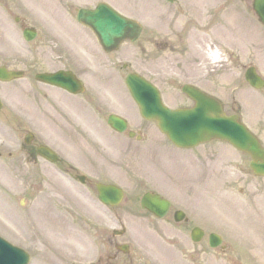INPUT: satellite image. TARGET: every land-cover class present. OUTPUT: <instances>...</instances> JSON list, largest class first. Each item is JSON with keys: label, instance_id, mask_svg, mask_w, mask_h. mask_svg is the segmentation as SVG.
<instances>
[{"label": "rangeland", "instance_id": "obj_1", "mask_svg": "<svg viewBox=\"0 0 264 264\" xmlns=\"http://www.w3.org/2000/svg\"><path fill=\"white\" fill-rule=\"evenodd\" d=\"M102 1L141 21L148 34L156 24L161 30L168 27L169 32L180 33L187 44L188 57L192 60L198 56L202 72L208 73L205 88L211 89V76L217 75L221 81L219 93L228 112L234 109L239 113L264 144V89H251L245 80L250 67H256L264 77V26L253 11L252 0H0V65L30 71L28 78L34 82V74L54 68L55 56L63 54L75 59L78 65L74 68L96 88L102 101H109V113L127 117L132 129L143 137L137 142L112 131L100 132L84 115L85 110L77 109L72 121L93 132L87 136L92 146L77 135L79 140L69 147L79 166L90 169L93 185L72 186L62 182L52 166L28 165L20 150L21 139L29 132L59 136L60 117L45 115L38 94L28 96V79L0 83L6 104L0 113V235L27 250L32 257L30 264L87 260L88 226L100 215L89 194L96 190L95 184L112 180L127 185L131 191L135 177L152 186L164 179L158 167L170 165L180 176L175 178L181 179L184 173V179L176 181L182 191H187L186 185L192 182L198 187L193 194H179L176 199H187L192 205L186 206H192V210L202 209L207 234L216 233L227 240V252L217 254L207 248L210 264H264V179L253 174L248 156L227 143L214 141L193 150L177 149L154 124L142 120L126 90L125 79L133 72L153 79L152 62L143 58L136 43H126L117 53L105 55L94 34L76 21L79 9L93 8ZM25 27L38 30L34 42L24 40ZM213 48L219 53L216 64L206 53ZM189 58L185 64L195 67ZM118 61L127 65L125 71L110 65ZM97 73L105 82L95 77ZM157 84L171 107L186 104L176 85ZM14 113L20 117L13 118ZM127 161L138 162V173L105 176V167L109 170V165ZM114 171L111 168V174ZM31 186L38 188L31 190ZM231 255L233 262L226 263Z\"/></svg>", "mask_w": 264, "mask_h": 264}, {"label": "flooded vegetation", "instance_id": "obj_2", "mask_svg": "<svg viewBox=\"0 0 264 264\" xmlns=\"http://www.w3.org/2000/svg\"><path fill=\"white\" fill-rule=\"evenodd\" d=\"M165 30H161L157 24L154 26L152 33L148 34L143 29L136 44L143 58L152 62L153 79H149L141 72L137 73L157 88H159L157 82L168 87L176 85L179 92L182 93L183 87L189 86L219 98L218 88L220 84L218 76H211V79H214L211 89L205 88L208 73L205 75L204 71L202 72L200 58L197 56L191 60L188 57V48L187 44L185 45L184 37L180 33L169 32L168 27ZM198 47L202 48L200 44H198ZM187 58L195 67L191 68L185 64ZM52 60V64L55 65L54 68L40 73L70 72L83 82V93L74 95L65 89L38 82L35 80L37 73L34 74L33 82L31 77L28 78L30 71H24V79L22 80H29L28 96L38 94L42 98L41 110L48 117H60L57 120H59L58 125L61 128H59L60 134L57 137L50 133L49 135L30 134L28 141H25L29 133L25 134V137L21 139L20 150L25 154V162L28 165L56 168L62 182L69 183L72 186L77 184L92 186L90 169L79 166L77 157L70 147L74 146L79 140L77 135H80L91 147L92 141H88L87 136L89 134L93 135V132L85 126L80 128L79 124L72 120L77 115L76 110L83 108L85 110L84 115L89 116L93 124L97 126L98 131L114 132L108 125L109 117L113 114L109 113L111 105L107 104L109 101H102L98 95L99 92H96V88L90 85L89 81L83 79V74L74 68L77 62L75 59L60 54ZM110 65L116 68L119 66L118 68L122 71L127 69V66L122 65L119 61ZM0 66L11 69L7 65ZM95 77L100 79L101 82H105V79H101L104 78L103 75L97 73ZM202 84H204V88ZM182 95L186 98V104L178 108L193 107V102L185 94L182 93ZM224 107L228 112L229 107L226 103ZM231 114L238 113L233 109ZM119 115L122 116L120 113ZM19 117L14 113L13 118ZM130 133L134 134L133 141L140 140L141 135L132 129L128 119V130L123 135L129 138ZM40 148H45L46 152H49L48 154H55L56 162L52 163L47 158L42 157L39 152ZM137 164L138 162L135 161H127L122 165H109V170L105 167V176H115L119 173L127 176L135 175L141 168ZM111 168H115L114 175L110 172ZM158 168L164 173L163 180L158 179L156 183L149 186L146 183L136 181V178L132 177L135 186H132L134 190L131 191L128 190L127 185L117 181H100L99 184L117 186L123 191V197L119 200L120 202H117L119 203L117 206L112 207L103 204L100 200L101 194L97 190L89 193L93 204L98 206L97 210L100 215H97L88 226L90 249L87 260L76 258L72 264H210L206 257L208 255L207 248L217 254L229 251L225 237L214 241L213 243L219 244L216 248H212L210 241L212 233L207 234L205 228L207 221L204 215L201 214L202 209H198L199 212L196 209L192 210V206H186L188 204L192 205L187 199L184 198L180 201L176 199L175 196L179 194L184 196L186 192L189 195L193 194L192 190H195L196 187L193 184L186 185L187 191H182V186L177 185L175 176L170 173V169H173V167L162 165ZM91 170H93L92 167ZM180 183L183 182L178 184ZM37 188L38 186H31V190ZM147 194L166 200L169 207L160 209L157 214L143 209L142 200ZM116 196L111 192L104 193V197L109 202L116 201ZM196 230L200 232L196 235L200 234L202 236L198 242L193 239V232ZM219 256L216 255L215 257L218 259ZM232 256L228 258L226 263L233 262ZM218 261H221V259Z\"/></svg>", "mask_w": 264, "mask_h": 264}, {"label": "water", "instance_id": "obj_3", "mask_svg": "<svg viewBox=\"0 0 264 264\" xmlns=\"http://www.w3.org/2000/svg\"><path fill=\"white\" fill-rule=\"evenodd\" d=\"M254 10L260 21L264 24V0H254ZM80 23L91 28L99 38L104 49L108 52L119 48L125 40L135 41L141 28L134 22L122 17L111 7L101 4L94 11L82 10L79 13ZM28 41L33 40L35 33L25 32ZM19 73H8L0 69V80L10 81L20 78ZM39 80L51 84L68 85L72 87L64 76L40 75ZM251 86L260 89L264 87L255 69L246 74ZM130 92L140 107L141 114L147 120L157 122L160 130L177 147L194 148L211 140H221L230 143L236 149L252 156L253 171L264 176V149L259 141L243 126L237 116L227 117L222 106L209 96L187 90L185 92L196 102L192 110L170 111L163 106L159 92L144 79L131 75L127 79ZM78 86L74 85V89ZM111 123L120 131L125 125L119 120L111 119ZM42 153V150L40 151ZM101 192L113 191L112 188L98 187ZM143 206L149 210L157 209L154 199L147 196ZM29 256L0 238V264H28Z\"/></svg>", "mask_w": 264, "mask_h": 264}, {"label": "bare ground", "instance_id": "obj_4", "mask_svg": "<svg viewBox=\"0 0 264 264\" xmlns=\"http://www.w3.org/2000/svg\"><path fill=\"white\" fill-rule=\"evenodd\" d=\"M207 51H208V56L210 57V58H212L213 60H215L216 62H218V60H219V53H218V51H217V49H207Z\"/></svg>", "mask_w": 264, "mask_h": 264}]
</instances>
